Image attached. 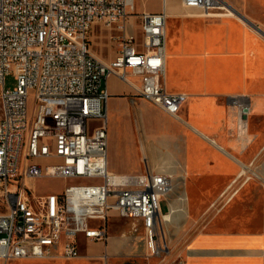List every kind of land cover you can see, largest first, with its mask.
<instances>
[{
  "label": "built area",
  "instance_id": "built-area-1",
  "mask_svg": "<svg viewBox=\"0 0 264 264\" xmlns=\"http://www.w3.org/2000/svg\"><path fill=\"white\" fill-rule=\"evenodd\" d=\"M181 3L210 16L235 12L225 0ZM134 14L139 40L127 31ZM165 22L164 9L135 12L134 0H0V260L76 258L79 234L107 241L112 211L140 221L148 248L159 253L160 203L174 185L148 169H108L104 83L116 75L178 118L186 95L164 86ZM96 23L118 32L119 50L108 63L90 51ZM10 72L16 85L5 89ZM229 101L239 113L249 110L246 97ZM41 177L70 182L39 193Z\"/></svg>",
  "mask_w": 264,
  "mask_h": 264
},
{
  "label": "crops",
  "instance_id": "crops-1",
  "mask_svg": "<svg viewBox=\"0 0 264 264\" xmlns=\"http://www.w3.org/2000/svg\"><path fill=\"white\" fill-rule=\"evenodd\" d=\"M225 1L234 14L206 15L181 0H142L139 12L166 13L164 86L186 95L178 118L146 101L168 115L162 125L148 120L147 131L136 111L142 99L137 90L116 75L104 83L108 169L119 174L148 169L169 175L175 185L182 180L179 197L161 200L166 202L162 220L185 210L187 228L169 242L158 264H264V0ZM234 96L248 98L246 113L230 105ZM177 200L185 201L184 207ZM112 216L120 215L110 212L106 223ZM130 220L128 229L142 228ZM197 224L202 228L195 229ZM140 240L122 233L92 241L79 234V256L69 262L60 257L0 261L117 264Z\"/></svg>",
  "mask_w": 264,
  "mask_h": 264
},
{
  "label": "rangeland",
  "instance_id": "rangeland-1",
  "mask_svg": "<svg viewBox=\"0 0 264 264\" xmlns=\"http://www.w3.org/2000/svg\"><path fill=\"white\" fill-rule=\"evenodd\" d=\"M141 3L142 0H134L135 4V12H139L141 9ZM157 5V3H156ZM199 12H202L200 9H198ZM169 24H172V21L169 20ZM127 31L130 34H133L137 40L140 39V26H139V19L134 14L128 21L127 25ZM117 31L115 29H106L105 27L101 26L100 23H96L91 31L89 32V46L90 51L94 55L96 59H98L101 62L108 63L110 62L115 55L117 54L119 50V42L117 41ZM16 85V80L13 75V73H8L4 77V87L5 89H12ZM137 114L139 117H144L143 124L148 131L149 123L148 120H151L152 118L158 119L160 122V125L163 124L164 119L168 117V115L158 111L155 109L151 104L147 103L146 101L140 99L139 105L137 106ZM160 117H158V115ZM132 126L134 129V136H135V142H138V133L135 130L136 124L135 120L132 119ZM70 182L68 180H64L62 178H54V177H41L36 180L35 187L38 192H51V191H58L63 188V186ZM174 182V190L177 193H172L170 196L171 198H177L179 197L180 193H183L182 190V180L177 179L178 184L175 185V179H173ZM178 189V190H177ZM193 203V200H192ZM176 204L179 206L181 204L182 206L185 205V201H176ZM184 207V206H183ZM166 211V202L161 201L160 203V212L164 213ZM215 211V210H214ZM203 212V211H202ZM211 212L207 213L205 216L208 217ZM204 216V215H203ZM186 219L187 214L184 210L183 212L176 213L174 217H172L171 220L167 222H162L160 226H158L156 230V236L154 237L156 245L160 248L159 253L152 254L150 249L147 246V241L144 237L143 228H138L136 232H133L128 229L130 225V219L122 216H112L109 217L107 221V231L108 234H122L125 233L127 235H136L141 240L137 243V246L132 248L130 252L127 254V256L117 259V264H158L161 257L166 256V253L168 249L171 248V244H169L170 241L175 240L177 236L181 235L184 231H186ZM127 222V223H126ZM128 224V226H126ZM203 224H197L194 228H202ZM132 229V227H131ZM162 248V250H161ZM148 258H153L151 261L148 262ZM37 261H56L52 259H38V258H32ZM72 259H66L65 261L69 262ZM0 264H4L3 261H0ZM27 264H38V263H27Z\"/></svg>",
  "mask_w": 264,
  "mask_h": 264
}]
</instances>
